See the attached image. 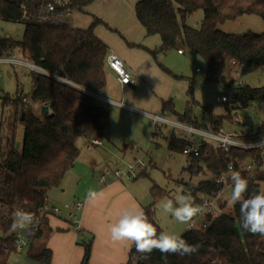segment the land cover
<instances>
[{"label":"trees","instance_id":"trees-1","mask_svg":"<svg viewBox=\"0 0 264 264\" xmlns=\"http://www.w3.org/2000/svg\"><path fill=\"white\" fill-rule=\"evenodd\" d=\"M91 1L0 0L1 19L24 23L22 39L0 37V55H8L17 49L28 52L29 58L46 72L100 92L106 84L105 68L110 50L94 34V28L104 21L93 17L87 29H78L54 18L67 11H83ZM49 4H53V9L49 10ZM199 9L203 11L201 25L197 28L188 26L186 18ZM135 12L147 35L161 37L160 51L166 52L183 43L205 61V79L223 84L225 92L220 96H229L226 102L219 101L217 96V101L225 105L226 114L213 115L207 105L208 122L199 123L193 114V105L197 103L193 79L187 78L189 100L185 111L177 113L170 99L163 103L164 116L189 125L221 130L235 121L234 109L247 108L254 100H264V86L237 84L232 77L233 73L246 75L264 65V32L234 34L218 28L221 23L245 14L258 15L264 21V0H140L135 4ZM32 74L31 100L49 105L52 113L36 115L23 101L20 91L0 97L1 108L8 107L9 110L7 116L0 119V204L22 206L34 216L48 201L46 191L60 186L78 158V138L103 140L110 117L89 93L47 73L33 71ZM18 122L24 127L21 149L15 143ZM256 129L258 135H264V123ZM153 135H157L156 132ZM186 146V140L175 133L168 139L170 150L183 153ZM261 154L256 148H216L211 141L203 140L199 155H186L184 170L191 176H199L207 168L212 177L197 182L179 180L178 183L198 207L203 197L214 194L222 186L216 179L230 163L239 165L256 160L259 166L255 170L256 177L246 178L248 190L244 198H248L252 193L264 190ZM151 192L155 198L167 193L155 184ZM143 210L159 234L162 230L154 216V202ZM38 235L39 232L34 234L33 239ZM181 236L189 244L197 245L198 250L183 256H165L159 250H153L142 256L133 245L127 264H264V235L252 234L241 226L239 204L233 205L230 212L219 215L205 229H187ZM5 246L13 250L10 240H0V264H8L11 255L4 251ZM90 247L91 243L84 241L82 264H88ZM36 258L38 264H50L51 250L44 249Z\"/></svg>","mask_w":264,"mask_h":264},{"label":"crops","instance_id":"crops-1","mask_svg":"<svg viewBox=\"0 0 264 264\" xmlns=\"http://www.w3.org/2000/svg\"><path fill=\"white\" fill-rule=\"evenodd\" d=\"M136 3L135 0H92L83 11H67L54 17L78 29H87L92 24L93 17L102 19L104 23L95 26L94 34L122 59L125 66L133 72L134 79L129 84H122L116 72L107 66L106 84L100 92L90 91L66 80V83L93 96L95 102L108 111L110 120L102 145L91 147L90 140L86 138L81 147L77 142L80 154L58 186H62L59 192L63 194L60 197L61 204L58 205L69 204L73 207L77 201L83 203L81 209L76 210L78 225L69 221L67 211L45 218L39 235L32 239L31 246L26 251L27 255L35 257L36 264V256L46 248L51 250L50 264H82L84 241L91 243L88 264H127L129 260L133 244L130 241L113 242L109 226L126 209L136 206L144 209L147 200L143 184L138 182L140 176L134 180L109 177L105 183H101L99 174L106 164L120 166V159L133 155L143 141H148L150 136L154 139L162 132L161 127L166 124L154 121L152 115L164 116L163 103L176 99V89L181 95L179 81L183 77L166 63L169 61L167 54L160 51L161 37L157 34L159 38L156 40L155 37L151 39L150 36L153 35L146 34L132 8ZM127 8L128 11H125ZM176 48L178 55L184 54L183 49L179 52L181 48ZM23 54L29 56L28 52L17 51V55ZM177 83L178 87L175 89ZM23 96L31 97V92ZM184 98L189 99L187 91ZM44 106H48V110ZM30 107L33 112L35 108L34 113L39 116L52 113L51 107L42 102L35 101ZM175 110L181 114L176 108ZM169 119L177 121L174 117ZM207 122L208 116L202 124ZM234 125L238 128L231 129ZM249 127L251 126L242 119L224 125L223 130L241 132ZM154 132L158 134L154 136ZM126 145L129 146L127 149L124 148ZM90 192L96 195L90 197ZM229 199L230 197L226 201L227 206Z\"/></svg>","mask_w":264,"mask_h":264},{"label":"rangeland","instance_id":"rangeland-1","mask_svg":"<svg viewBox=\"0 0 264 264\" xmlns=\"http://www.w3.org/2000/svg\"><path fill=\"white\" fill-rule=\"evenodd\" d=\"M138 0H135V3ZM135 9V5H132ZM128 11V8L127 10ZM203 19V11L201 9L196 10L190 16L186 18V24L191 27H199ZM218 28L227 33L242 34L244 32L262 33L264 32L263 19L255 14H245L234 20H227ZM24 23L14 22L11 20H5L0 18V37L12 38L20 40L23 38ZM9 35V36H8ZM8 36V37H7ZM151 39L155 37L158 40L157 34L150 36ZM178 47L184 50L183 55L177 54V48L174 47L166 52L168 60L166 63L174 70V72L182 74L183 78H180L181 83V95L178 93L176 87V99L173 98L175 108L183 113L186 109V101L184 98L186 91L188 90L189 82L187 78L193 79L194 86V98L197 101L193 105V114L200 123H203L207 118L208 109L207 105L211 107V113L213 115H223L227 113L225 105L217 101V96L225 92V87L221 83H212L205 79V73L207 70L205 61L195 51L190 50L183 43H179ZM19 49H17L18 51ZM197 68L199 70H197ZM231 75V74H230ZM32 72L21 66L16 65L13 67L8 64H0V97L5 94L15 95L16 91L22 92V94H28L32 92L33 77ZM234 80H237V84L249 85L252 87L264 86V65L257 70L248 73L246 75H239L233 73ZM182 96V97H181ZM189 97V96H188ZM1 103V101H0ZM34 112L36 109L33 108ZM8 107L1 108L0 106V119L3 116H7ZM7 112V113H6ZM245 124L247 123L251 127H257L264 123V100H254L247 108L240 109ZM233 125V124H231ZM240 125V124H239ZM242 125H244L242 123ZM241 125L239 126V128ZM227 130L228 127H226ZM238 128L235 125L231 127ZM162 132L152 138L150 136L148 141H143L137 151L133 155L125 157V161H130L134 157L143 156L147 162L146 173L139 177L138 182L143 184V190L146 198L145 206L154 202L155 219L162 231L170 234L182 235L188 229V223H180L175 220L170 213H165L163 205L168 201L174 202L183 193V186L179 184V180H192L197 182L202 179H209L212 177V173L204 168V173L201 175L191 176L188 171L184 170L187 165V156L181 151L170 150L168 148L169 137L172 133L177 135L182 134V130L174 127L170 124L162 125ZM24 127L21 122L16 126V147L21 149ZM9 133V132H8ZM153 133V131H152ZM151 133V134H152ZM86 141L84 138H78V144ZM158 185L164 188L167 193L158 195L156 198L151 192L153 185ZM61 187H53L46 191V196L49 201L57 204H61V196L63 195L59 190ZM58 196V197H55ZM224 207V204H223ZM233 205H228L225 208V212H230ZM224 212V213H225ZM8 264H36V259L32 255H27L26 251L23 253H11Z\"/></svg>","mask_w":264,"mask_h":264},{"label":"built area","instance_id":"built-area-1","mask_svg":"<svg viewBox=\"0 0 264 264\" xmlns=\"http://www.w3.org/2000/svg\"><path fill=\"white\" fill-rule=\"evenodd\" d=\"M53 7V4H49L48 8L51 10ZM179 52H181V49H179ZM0 64L20 65L28 68L30 71L47 73L53 77L63 80L64 82H67L56 75L46 72L39 65L33 62L27 54L17 55V51L8 55H0ZM107 66L116 72L120 83L129 84L133 82V72L125 66L122 59L113 51H110L107 56ZM218 100L226 102L229 100V96L224 94L219 96ZM23 101L29 106L33 103L31 98L27 96L23 97ZM237 105H240V103L238 102ZM233 114L235 121L238 122L243 119L239 108L234 109ZM152 116L156 122L170 124L183 131L180 135L187 142V146L183 149V153L185 155H199L201 142L203 140H211L215 143L216 148H223L225 150L231 146L244 149H259L262 152L261 157L264 159V144H261V142L264 141V135H258L256 127H249L241 132H226L223 129L214 130L213 128H203L180 121H173L159 114H154ZM102 144L103 140L100 138H93L89 141V146L91 147ZM120 162V166H111L109 164L104 165L99 174V181L101 183H105L109 177H114L117 180H134L138 178L147 168V162L143 156L136 157L130 161L120 159ZM256 168H259L256 160H249L239 165H236L233 162L230 163L227 170L216 179V181L221 183L222 186L214 194L202 198L198 205L200 211L190 222H188V229H205L211 221L225 212L223 204L226 203L229 197H231L233 183L230 176L233 171L239 172L245 179H254L256 177ZM82 205L83 203L80 201H77L73 207H70L69 204L58 205L56 203L46 201L39 208L38 214L32 216V223L26 230L13 231L12 224L15 220L16 211H27L22 206L0 204V240L2 238H6L10 240L13 245V250H10L9 246H5L4 251L11 253H23L27 251L31 246L33 235L40 232L43 221L48 216H58L63 211H67L69 221L77 226L78 215L76 210L81 209Z\"/></svg>","mask_w":264,"mask_h":264},{"label":"clouds","instance_id":"clouds-1","mask_svg":"<svg viewBox=\"0 0 264 264\" xmlns=\"http://www.w3.org/2000/svg\"><path fill=\"white\" fill-rule=\"evenodd\" d=\"M264 144V141L261 142ZM230 179L233 183L230 205L239 204L241 226L252 234L264 235V190L252 193L248 198L244 194L248 190V181L239 172L233 171ZM96 194L90 192L89 196ZM165 213L180 223H188L199 213L200 208L194 205L190 194H181L174 202L168 200L163 205ZM30 213L17 210L12 230H26L32 223ZM110 237L113 242L130 241L135 250L146 256L153 250H159L162 255L178 254L191 255L198 250L197 245L189 244L182 236L165 231L157 233L156 227L149 217L138 206L121 212L118 220L109 226Z\"/></svg>","mask_w":264,"mask_h":264},{"label":"water","instance_id":"water-1","mask_svg":"<svg viewBox=\"0 0 264 264\" xmlns=\"http://www.w3.org/2000/svg\"><path fill=\"white\" fill-rule=\"evenodd\" d=\"M44 109H45V110H48V106H44Z\"/></svg>","mask_w":264,"mask_h":264}]
</instances>
